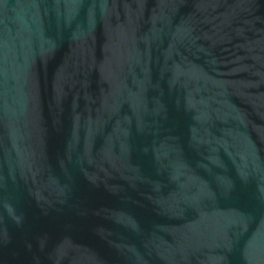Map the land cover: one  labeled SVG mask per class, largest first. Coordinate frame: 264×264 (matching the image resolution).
Wrapping results in <instances>:
<instances>
[{"label":"water","instance_id":"1","mask_svg":"<svg viewBox=\"0 0 264 264\" xmlns=\"http://www.w3.org/2000/svg\"><path fill=\"white\" fill-rule=\"evenodd\" d=\"M0 264H264V0H0Z\"/></svg>","mask_w":264,"mask_h":264}]
</instances>
